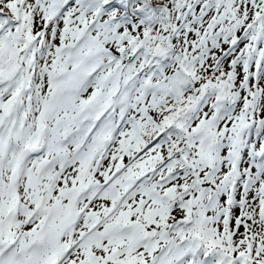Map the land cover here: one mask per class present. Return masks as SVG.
Returning a JSON list of instances; mask_svg holds the SVG:
<instances>
[{
  "label": "snow or ice",
  "instance_id": "snow-or-ice-1",
  "mask_svg": "<svg viewBox=\"0 0 264 264\" xmlns=\"http://www.w3.org/2000/svg\"><path fill=\"white\" fill-rule=\"evenodd\" d=\"M0 264H264V0H0Z\"/></svg>",
  "mask_w": 264,
  "mask_h": 264
}]
</instances>
